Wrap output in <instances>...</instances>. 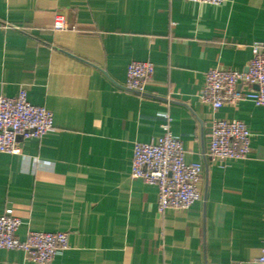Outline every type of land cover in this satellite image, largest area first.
<instances>
[{
    "label": "crops",
    "instance_id": "crops-1",
    "mask_svg": "<svg viewBox=\"0 0 264 264\" xmlns=\"http://www.w3.org/2000/svg\"><path fill=\"white\" fill-rule=\"evenodd\" d=\"M63 15L68 29H54ZM264 42V0H0V94L25 88L55 130L0 153V215L28 230L66 231L49 264H259L264 250V106L213 110L204 73L246 71ZM133 60L155 72L145 94L123 88ZM187 161L204 165L202 197L158 211V188L131 176L135 142H157L164 115ZM240 119L251 151L219 165L213 118ZM0 264H41L0 249Z\"/></svg>",
    "mask_w": 264,
    "mask_h": 264
},
{
    "label": "built area",
    "instance_id": "built-area-1",
    "mask_svg": "<svg viewBox=\"0 0 264 264\" xmlns=\"http://www.w3.org/2000/svg\"><path fill=\"white\" fill-rule=\"evenodd\" d=\"M194 3L219 5L224 0H187ZM63 15L55 17L54 29H68ZM252 57L246 71L216 67L204 73L200 101L218 110L224 105L237 106L250 100L264 106V42L251 44ZM155 72L151 61L133 60L127 66L124 89L145 94L146 86ZM163 135L157 142H135L131 176L143 179L158 188V211L189 209L202 197L201 162L187 161L183 141L170 129L171 118L164 115ZM55 130L53 112L28 100L21 88L15 96L0 94V153L18 154L21 142L40 139ZM252 133L240 119L215 117L210 124L208 155L219 165L241 160L250 153ZM22 220L17 215H0V249H18L28 259L49 264L69 248L66 231L46 232L28 230L25 239L18 236ZM264 264V250L255 259ZM230 264H240L232 262Z\"/></svg>",
    "mask_w": 264,
    "mask_h": 264
}]
</instances>
